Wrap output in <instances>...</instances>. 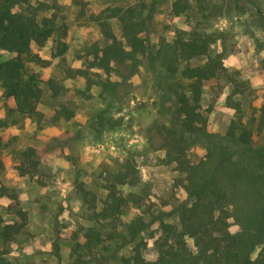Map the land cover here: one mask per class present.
<instances>
[{"label":"rangeland","instance_id":"1","mask_svg":"<svg viewBox=\"0 0 264 264\" xmlns=\"http://www.w3.org/2000/svg\"><path fill=\"white\" fill-rule=\"evenodd\" d=\"M77 1L28 0L14 9L24 14L30 7L46 4L37 19L55 18L64 49L59 54L53 38L41 46L32 44L41 63H27L26 70L36 76L41 90L36 105L39 117L21 115L13 105L8 109L0 92V189L8 190L0 196V216L4 224L11 223L15 208L26 212L28 219L13 240H0V259L9 264L73 263L71 248L94 224L90 205L101 206L106 188L114 184L123 195L135 194L141 206H128L112 226L124 231L121 225L142 212L150 224L143 233L142 255L153 261L157 253L148 234L157 224L152 216L192 200L184 189L186 174L181 170L201 163L204 170L219 163L229 173V168L231 173L235 166L241 168L238 175H232L240 182L234 184L223 175L222 183L232 194L231 213L244 219L251 216L263 191L257 178L264 179V161L256 153L264 149V0H210L208 7L215 6L211 15L218 10L217 18L199 21L203 30L225 32L221 39L229 41L231 54L224 66L237 72L243 84L242 94L232 96L240 102L239 114L225 103L229 87L216 96L212 81L203 84L199 112L205 123L200 135L181 133L178 125L174 93L187 88L180 72L204 59L186 63L174 57L175 31L188 30L185 17L171 12L174 0H80L83 6ZM140 4L146 10L154 9L138 34L145 53L134 48V60H130L126 53L131 49L118 19L108 20L112 40L103 36L97 23L87 21V16L106 8ZM81 11L84 17L79 15ZM117 44L124 50L119 61L114 55L104 57L103 50L118 48ZM113 57L116 61L110 59ZM238 118L250 131L249 150L242 151L236 140L228 138L231 121ZM28 149L33 150L35 169H30L22 155ZM178 160L185 166L179 167ZM123 177L126 183L119 184ZM254 184L259 185L254 188ZM80 188L87 193V203ZM228 222L230 231L236 232L235 221ZM187 244L193 247L190 240ZM82 256L79 259L84 264H92Z\"/></svg>","mask_w":264,"mask_h":264},{"label":"trees","instance_id":"2","mask_svg":"<svg viewBox=\"0 0 264 264\" xmlns=\"http://www.w3.org/2000/svg\"><path fill=\"white\" fill-rule=\"evenodd\" d=\"M210 2V0H174L171 5L172 14L185 17L188 26L186 31H175L171 46L174 57L186 63L197 58L204 59L202 64L186 65L180 72L181 78L187 85L185 91L174 93L181 133L201 134L205 120L199 111L201 91L205 82H213L212 88L217 89L216 96H219L224 88L229 87L231 93L225 103L237 114L241 111L240 102L233 100L232 96L242 94L243 84L237 72L224 66L225 58L231 54L229 41L225 38L221 39L225 32L218 30L209 32L203 30L199 24L202 18L211 17L213 20L217 18L218 10L211 15L215 11L213 9L215 6L209 8ZM24 4H28V0H0V92L1 99L8 109L13 105L17 113L34 118L39 117L36 105L41 90L36 76L27 72L26 64H40L41 60L32 52V44L41 46L53 38L59 54L62 53L64 44L59 41L60 36L57 34L58 28L54 26L53 16L37 19L38 12L45 11L47 5L43 3L39 7H30L24 14L14 12L16 7ZM76 4L83 6L80 0ZM140 5L125 9L106 8L87 16V21L97 23L103 36L112 40L114 36L108 20L118 19L122 37L131 49V52L126 53L128 56L126 59L130 60H134L132 56L134 48L140 47L141 53H145L138 34L151 20L154 9L146 10L144 5ZM145 10L146 14H144ZM79 15L84 17V11ZM118 46L103 50L104 57L113 55L116 58L121 57V52L124 50L120 45ZM110 59L116 61L114 57ZM239 118L237 121H231L227 135L228 138L236 140L242 151L244 148L249 150L251 134ZM175 143L173 142L171 146L173 153L176 151ZM256 153L258 158L264 161V149ZM22 155L26 161H29L30 169H35L36 163L32 160L33 150L28 149ZM183 164L184 162L178 160L179 167L185 166ZM204 166L201 163L188 168L186 166L181 170L186 174L184 189L187 196L192 199L188 204H182L171 212H158L157 215L152 216L156 219L157 226L148 236L152 239L157 253L155 260L148 261L142 255L145 246L143 233L150 226L142 212L127 225H121L124 226V231L117 230L116 225L112 226L115 221H119L128 206L139 209L141 202L136 200L135 194L123 195L117 186L110 184L106 188L108 194L102 200L101 206H97L94 202L90 205L94 224L85 229L82 237L77 239L75 247L71 248V253L75 256L71 264H84L85 262L79 259L81 255L90 259L89 262L92 264H108L116 260L120 264H264V244L261 243L264 240V179L257 178L263 187L258 199L256 198L258 204L255 212L258 214L254 212L244 219L233 215L229 210L232 194L222 183L223 175H227L228 180H232L234 184L240 182L234 177L240 173L241 168L235 166L237 168L232 173L229 168V173L223 163L210 170H204ZM2 169L3 164L0 159V171ZM21 173L28 174L25 170H21ZM122 183H126L124 177L119 180V184ZM258 185L254 184L253 187L257 188ZM7 191L6 188H1L0 196L5 195ZM80 192L83 194L81 197L84 203H87L86 191L80 188ZM10 197L15 198V196ZM13 215L15 219L6 224L0 216V240L3 242L13 240L28 223L26 212L14 208ZM231 218L238 226L236 232L229 229L228 221ZM188 240L191 241L192 248L188 246ZM259 245L261 247L257 250ZM123 250L128 252L127 256L122 254ZM0 264L9 263L0 259Z\"/></svg>","mask_w":264,"mask_h":264}]
</instances>
